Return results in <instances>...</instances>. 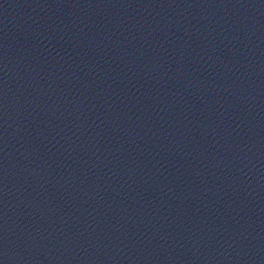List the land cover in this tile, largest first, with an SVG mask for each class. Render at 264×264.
Instances as JSON below:
<instances>
[{
    "label": "water",
    "instance_id": "1",
    "mask_svg": "<svg viewBox=\"0 0 264 264\" xmlns=\"http://www.w3.org/2000/svg\"><path fill=\"white\" fill-rule=\"evenodd\" d=\"M0 264H264V0H0Z\"/></svg>",
    "mask_w": 264,
    "mask_h": 264
}]
</instances>
